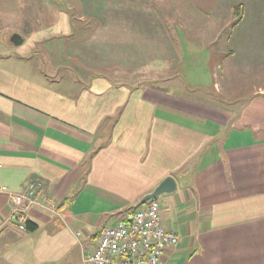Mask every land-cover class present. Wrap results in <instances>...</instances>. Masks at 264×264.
I'll use <instances>...</instances> for the list:
<instances>
[{"label":"crops","instance_id":"crops-1","mask_svg":"<svg viewBox=\"0 0 264 264\" xmlns=\"http://www.w3.org/2000/svg\"><path fill=\"white\" fill-rule=\"evenodd\" d=\"M58 1L31 33L45 67L0 54V264H86L167 176L178 242L159 264H264V43L237 36L244 5L226 28L210 0ZM199 60L208 80L182 76ZM16 194L34 231L11 220Z\"/></svg>","mask_w":264,"mask_h":264},{"label":"rangeland","instance_id":"rangeland-1","mask_svg":"<svg viewBox=\"0 0 264 264\" xmlns=\"http://www.w3.org/2000/svg\"><path fill=\"white\" fill-rule=\"evenodd\" d=\"M210 1L211 2H208V5H218L219 9L221 6V9L227 10L225 12H221H223L225 15H228V17L231 15L229 18L222 19V21H213V26H223L228 28L229 26L233 25L236 22L233 9L241 3V5H244V16L246 17L243 19L244 21L241 25L239 24V26H236L237 29L235 30L238 31L239 34L237 36L242 40L244 39L242 42H246L245 44L256 45L255 42L261 41L264 43V0ZM187 4L189 9H194L195 12H197L200 8L205 11L204 4L207 5L206 3H203V1H195L192 3L189 2ZM248 5L251 6L249 7ZM60 8H62V4L58 0H0V54L20 57L25 62L30 61L28 63L32 65L29 64V67H27V74L33 73V69L35 67L34 64L39 65L40 70L42 67H45L43 62L46 63L47 59L50 58V55L47 57V53H45L46 51L43 49L44 43H31V33L34 31L37 32V29L43 27V25L54 22L53 19L56 17L58 10H61ZM178 9L180 10L181 7L178 6ZM179 14L180 13H178V15ZM181 15L182 14H180V16ZM180 16L179 18L182 20L183 18ZM182 21H184V19ZM258 28L262 30H258ZM11 34H19L23 38L24 43L19 46H13V44L8 45L7 37ZM32 44L34 48L28 49ZM206 48L207 47L204 45H196V47L192 49H194L193 52H195V56L198 58V56L202 57L205 54ZM223 48H225V46H223ZM223 52H225V50H223ZM202 62L203 61H200V64L196 63L194 67H187L185 65L182 66V76L187 77L189 74H194L195 76L203 77V81L200 78L202 82L208 80L209 76L206 74V67L204 64H202ZM217 62H220V60ZM253 67L256 68L255 66ZM253 67L248 66L247 68L251 69ZM150 69L152 70L149 71ZM155 69L156 67H147V71H149L146 75L148 81H151L156 76H158V74H154ZM73 70L74 68L70 67V69L67 71V74H74ZM60 74H65V71L62 70Z\"/></svg>","mask_w":264,"mask_h":264},{"label":"built area","instance_id":"built-area-1","mask_svg":"<svg viewBox=\"0 0 264 264\" xmlns=\"http://www.w3.org/2000/svg\"><path fill=\"white\" fill-rule=\"evenodd\" d=\"M1 169V165H0ZM29 187V196L33 195ZM3 190L0 187V193ZM11 220L20 230L26 223L25 212L32 203L25 196H11ZM44 204H49L43 199ZM177 236L163 225L160 203L148 201L136 209L126 220L104 227L94 249L84 258L86 264H159L162 255L177 245Z\"/></svg>","mask_w":264,"mask_h":264},{"label":"water","instance_id":"water-1","mask_svg":"<svg viewBox=\"0 0 264 264\" xmlns=\"http://www.w3.org/2000/svg\"><path fill=\"white\" fill-rule=\"evenodd\" d=\"M8 41L13 46H19L23 43V38L19 34L8 35ZM176 191V182L171 176L165 177L160 183L156 185L154 190L144 195L137 203L136 207L144 205L148 201L156 200L161 195H169Z\"/></svg>","mask_w":264,"mask_h":264},{"label":"trees","instance_id":"trees-1","mask_svg":"<svg viewBox=\"0 0 264 264\" xmlns=\"http://www.w3.org/2000/svg\"><path fill=\"white\" fill-rule=\"evenodd\" d=\"M240 11L241 12L243 11L242 5H238V6L234 7V9H233V14H234L235 19H236V22H235L236 24H238L242 20V17L240 16ZM235 23H234V25H235ZM25 228H27V230H29V231H34L35 229H37L34 224L27 222V221L25 223Z\"/></svg>","mask_w":264,"mask_h":264}]
</instances>
